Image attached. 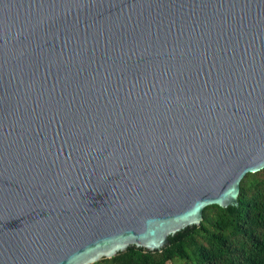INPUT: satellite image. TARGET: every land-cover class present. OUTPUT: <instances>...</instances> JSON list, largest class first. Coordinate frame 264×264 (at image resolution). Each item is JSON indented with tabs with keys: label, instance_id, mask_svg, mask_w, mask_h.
Wrapping results in <instances>:
<instances>
[{
	"label": "water",
	"instance_id": "water-1",
	"mask_svg": "<svg viewBox=\"0 0 264 264\" xmlns=\"http://www.w3.org/2000/svg\"><path fill=\"white\" fill-rule=\"evenodd\" d=\"M264 168V0H0V264L161 250Z\"/></svg>",
	"mask_w": 264,
	"mask_h": 264
},
{
	"label": "trees",
	"instance_id": "trees-1",
	"mask_svg": "<svg viewBox=\"0 0 264 264\" xmlns=\"http://www.w3.org/2000/svg\"><path fill=\"white\" fill-rule=\"evenodd\" d=\"M237 200L205 206L200 223L170 235L161 250L131 245L91 264H264V168L244 175Z\"/></svg>",
	"mask_w": 264,
	"mask_h": 264
},
{
	"label": "rangeland",
	"instance_id": "rangeland-1",
	"mask_svg": "<svg viewBox=\"0 0 264 264\" xmlns=\"http://www.w3.org/2000/svg\"><path fill=\"white\" fill-rule=\"evenodd\" d=\"M171 264V263H170Z\"/></svg>",
	"mask_w": 264,
	"mask_h": 264
}]
</instances>
